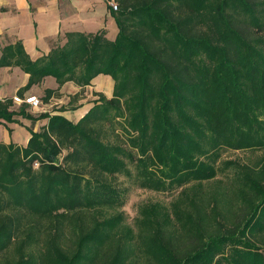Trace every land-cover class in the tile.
Here are the masks:
<instances>
[{"label": "trees", "instance_id": "1", "mask_svg": "<svg viewBox=\"0 0 264 264\" xmlns=\"http://www.w3.org/2000/svg\"><path fill=\"white\" fill-rule=\"evenodd\" d=\"M111 1L114 40L68 32L37 60L21 41L0 43V68L29 75L16 97L47 77L58 88L42 104L80 88L54 114L0 100V125L47 121L25 147L0 142V264H264V159L235 190L197 196L181 232L147 227L137 255L116 233L122 214L102 218L124 206L115 180L127 160L140 186L170 191L216 177L225 150H264V0ZM100 75L113 97L95 93L77 123L64 117ZM118 130L125 143L112 142Z\"/></svg>", "mask_w": 264, "mask_h": 264}, {"label": "crops", "instance_id": "2", "mask_svg": "<svg viewBox=\"0 0 264 264\" xmlns=\"http://www.w3.org/2000/svg\"><path fill=\"white\" fill-rule=\"evenodd\" d=\"M109 5L110 2L107 0H40V6L37 7L32 0H0V43L5 46L21 41L31 59L37 60L47 55L55 44H64V35L68 32L96 33L105 29L108 38L114 40L116 34L111 36L110 32L118 27ZM2 39H5L6 42L3 43ZM60 39L61 42H59ZM1 54L0 48V56ZM28 81L29 75L21 68H0V100L15 98L17 92L26 86ZM92 84L87 87L86 97L80 102L78 109L85 110L78 117L72 116L74 121L69 118L70 121L77 123L93 107V102L97 99L95 93H102L107 98L113 97L114 81L110 76L100 75L93 80ZM57 88L56 80L53 77H47L41 85L34 86L24 96L37 95L42 98L46 89ZM79 91L80 88L73 83H67L61 90L62 97L60 99L53 98L51 101H54L56 105L63 106L69 102L70 96ZM89 99L90 102L87 103ZM20 105L17 103L15 107L20 108L22 106ZM29 110L33 115L38 116L35 111H31L30 107ZM43 112L51 111L47 109ZM51 114L54 113L51 112ZM19 121L20 124L0 125L7 129V134L3 133L0 136V142L5 144L13 142L23 147L27 145L31 137L28 129H32L29 123L32 122L24 118H19ZM46 122V120L38 121L32 130L39 131ZM8 129L13 131L11 136Z\"/></svg>", "mask_w": 264, "mask_h": 264}, {"label": "rangeland", "instance_id": "3", "mask_svg": "<svg viewBox=\"0 0 264 264\" xmlns=\"http://www.w3.org/2000/svg\"><path fill=\"white\" fill-rule=\"evenodd\" d=\"M32 1L37 7L40 6V0ZM117 29L110 32V35L116 34L117 37ZM2 41L3 43L6 42L5 39H2ZM36 97L42 101V98L37 95ZM89 102L90 99L87 103ZM59 106L61 105H56L54 101H51L47 105L42 104L38 109H34L31 106L30 109L31 111H35L36 115H40L47 109L54 113V110ZM14 109L19 110V108L16 107ZM83 110H75L73 112L67 111L65 114L62 113V115L67 119L70 118L73 120L74 118L72 119V116L78 117ZM29 124H31V128L34 129L37 123ZM3 133L6 135L7 129L0 127V136H2ZM8 133L11 136L13 131L8 129ZM111 139L114 143H125V135H123L121 130H118L116 136L113 135ZM262 159H264V150L256 152L225 150L222 152V157L216 164L218 170L216 177L210 180L193 181L182 188H175L170 191L151 190L140 186V181L137 177V169L127 160L131 172L130 175L121 174L118 175V179L115 180L117 184L115 186L119 187L121 191V200L124 206L105 210L102 218L107 219L113 217L116 220V216L122 214L123 221L116 230V233L118 237L121 238L122 243L128 244V247L137 255L138 250L141 248L139 238L147 227L157 224L165 227L172 233L177 231L181 232L182 228H187L189 225L187 223L189 219L185 213H195L196 208L194 203L197 196L208 191L215 193L217 190H224L226 192L235 190L239 185L240 179L244 175L243 169L246 167L255 168L256 164L260 163ZM216 203L217 206L225 207L226 200L220 201L219 199L218 201L216 200ZM195 215L196 214H194V216ZM144 262L145 260L143 258L139 259V264H144Z\"/></svg>", "mask_w": 264, "mask_h": 264}, {"label": "built area", "instance_id": "4", "mask_svg": "<svg viewBox=\"0 0 264 264\" xmlns=\"http://www.w3.org/2000/svg\"><path fill=\"white\" fill-rule=\"evenodd\" d=\"M110 5L113 8V10H115V11L118 10V7L114 2H111ZM14 100L16 103L27 104L34 109H38L39 107L42 106V101L40 99H38L36 96H25L23 99L15 97Z\"/></svg>", "mask_w": 264, "mask_h": 264}]
</instances>
